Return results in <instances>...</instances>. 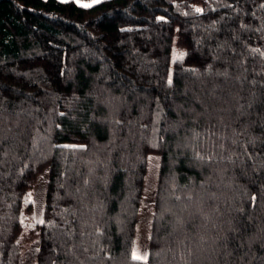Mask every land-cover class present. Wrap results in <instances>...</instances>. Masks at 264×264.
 Here are the masks:
<instances>
[{"label": "trees", "instance_id": "trees-1", "mask_svg": "<svg viewBox=\"0 0 264 264\" xmlns=\"http://www.w3.org/2000/svg\"><path fill=\"white\" fill-rule=\"evenodd\" d=\"M47 167L33 264H264V0H0V264Z\"/></svg>", "mask_w": 264, "mask_h": 264}, {"label": "rangeland", "instance_id": "rangeland-1", "mask_svg": "<svg viewBox=\"0 0 264 264\" xmlns=\"http://www.w3.org/2000/svg\"><path fill=\"white\" fill-rule=\"evenodd\" d=\"M177 32L173 37L170 72L175 60L184 56V48L178 44ZM147 174L140 204L139 216L135 237L128 251L131 256L139 260L148 259V250L151 234V223L154 210V201L159 184V155L149 153L146 160ZM49 168H44L37 176L36 182L31 189L29 199L32 203L31 211L24 214L23 231V259L20 264L34 263V249L36 248L38 235L34 225L42 222L44 218L45 196L48 184Z\"/></svg>", "mask_w": 264, "mask_h": 264}, {"label": "crops", "instance_id": "crops-1", "mask_svg": "<svg viewBox=\"0 0 264 264\" xmlns=\"http://www.w3.org/2000/svg\"><path fill=\"white\" fill-rule=\"evenodd\" d=\"M63 1H66V0H63ZM74 1L82 6H85V5L91 6L101 0H74Z\"/></svg>", "mask_w": 264, "mask_h": 264}, {"label": "snow or ice", "instance_id": "snow-or-ice-1", "mask_svg": "<svg viewBox=\"0 0 264 264\" xmlns=\"http://www.w3.org/2000/svg\"><path fill=\"white\" fill-rule=\"evenodd\" d=\"M85 6H88V5H85Z\"/></svg>", "mask_w": 264, "mask_h": 264}]
</instances>
